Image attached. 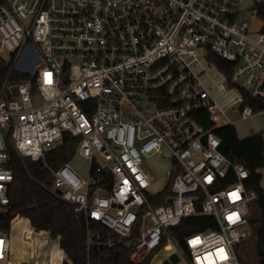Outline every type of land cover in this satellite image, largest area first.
I'll use <instances>...</instances> for the list:
<instances>
[{
	"label": "built area",
	"instance_id": "obj_1",
	"mask_svg": "<svg viewBox=\"0 0 264 264\" xmlns=\"http://www.w3.org/2000/svg\"><path fill=\"white\" fill-rule=\"evenodd\" d=\"M252 2L0 0V213L11 205L14 152L42 162L51 190L84 216L87 248L135 247L131 259L154 254L151 264L174 254L187 264H240L234 245L253 236L249 204L259 193L197 119L234 127L226 110L239 105L247 121L258 114L247 99L264 102V0ZM200 58L222 84L204 83ZM65 134L79 143L71 161L53 168L46 156ZM165 151L170 191L151 194L145 163ZM78 159L85 175L72 166ZM197 216L217 228L175 241L171 230ZM10 255L0 234V264Z\"/></svg>",
	"mask_w": 264,
	"mask_h": 264
},
{
	"label": "trees",
	"instance_id": "obj_2",
	"mask_svg": "<svg viewBox=\"0 0 264 264\" xmlns=\"http://www.w3.org/2000/svg\"><path fill=\"white\" fill-rule=\"evenodd\" d=\"M215 61L221 68L226 65L219 59ZM246 104L254 107L256 113L264 111V102L247 99ZM197 120L206 130L214 132L220 138V151L230 161L244 165L251 173L247 188L259 193L258 200L253 202L257 206V215L250 217L252 238L255 240V254L249 260L247 253L243 251V256L238 253V260L240 264H264V232H262L264 199H262L259 181L254 175L256 169L264 167V135L256 133L241 139L235 127L231 125L214 127L207 114L198 115ZM78 143V139L65 134L62 145L47 154V164L57 168L71 161ZM11 163L14 169V183L10 191L11 205L7 211L0 213V234L8 236L13 221L20 217L27 219L35 232H47L52 240H58L59 247L65 256L64 264H151L154 254L144 260L131 259L135 247L126 248L121 244H115L110 249L87 248L88 238L84 216L75 213L72 205L63 201L59 194L51 190L52 176L45 165L42 162L20 159L14 152ZM169 191L170 188L167 187L165 195L169 194ZM92 228L99 229L104 238L109 233L106 228L95 224ZM216 228L214 218L197 216L185 219L179 227L171 230V234L175 241L183 243L187 236ZM135 238L134 234L131 240ZM111 239L114 243L119 240L113 234Z\"/></svg>",
	"mask_w": 264,
	"mask_h": 264
},
{
	"label": "rangeland",
	"instance_id": "obj_3",
	"mask_svg": "<svg viewBox=\"0 0 264 264\" xmlns=\"http://www.w3.org/2000/svg\"><path fill=\"white\" fill-rule=\"evenodd\" d=\"M238 3L241 9H249L253 4L252 0H238ZM260 27L261 24L258 22L253 24L252 29L255 31L259 30ZM200 62L201 63L196 66L195 70L200 72L203 68L205 69L206 72L203 81L209 88H215L213 85L214 82L218 85L223 83L222 75L214 66H209L202 61V58H200ZM231 97H235V95L232 94ZM238 109L239 105H236L234 108L226 110V116L234 124L238 137L244 138L252 132L263 133L264 135V111L255 114V116L247 121H241ZM220 122H222V119ZM72 166L85 175L87 167L85 161L80 159L73 160ZM145 167L155 179L150 189L151 194L163 192L168 185V173L171 171L169 152L165 151L161 157L147 160ZM254 175L259 181L261 191L264 192V167L256 169ZM262 199H264V197ZM249 210L250 217L257 215L256 203L249 204ZM262 211L264 213V206H262ZM28 223V220L25 218H18L12 223L11 231L8 235L11 248L9 264H18L20 260H28L30 263L38 261L37 264L43 263L46 257L49 256V253L52 255L53 264H64L65 256L59 247L58 240H52L49 236H43V234H39L38 232L30 234L31 227ZM262 232H264V225L262 227ZM234 247L235 250L239 249L238 253H241V255L243 251H245V253H247V259L249 260L252 259L255 254V240L252 237L244 240L241 247L237 245H234ZM142 258L143 256L137 259ZM161 261L162 264H165L164 255H159L154 264H160ZM177 264H187V262L184 259H180Z\"/></svg>",
	"mask_w": 264,
	"mask_h": 264
},
{
	"label": "water",
	"instance_id": "obj_4",
	"mask_svg": "<svg viewBox=\"0 0 264 264\" xmlns=\"http://www.w3.org/2000/svg\"><path fill=\"white\" fill-rule=\"evenodd\" d=\"M179 262V257L174 254L169 257L168 260L165 261V264H177Z\"/></svg>",
	"mask_w": 264,
	"mask_h": 264
},
{
	"label": "crops",
	"instance_id": "obj_5",
	"mask_svg": "<svg viewBox=\"0 0 264 264\" xmlns=\"http://www.w3.org/2000/svg\"><path fill=\"white\" fill-rule=\"evenodd\" d=\"M254 134H256V133H253V132H252V133L248 134L246 137L251 136V135H254ZM246 137H244V138H246ZM241 139H243V138H241ZM261 195H263V197H264V192L261 191ZM263 197H262V198H263ZM18 218H20V217H17L16 219H18ZM16 219H15V220H16ZM21 219H22V218H21ZM15 220H14V221H15ZM14 221H13V222H14ZM28 222H29V221H28ZM28 224L30 225V222H29ZM30 227H31V225H30ZM48 255H49V257L51 258L52 262H54L51 253H49ZM24 261L29 262L28 260H20V261L18 262V264H19L20 262H24Z\"/></svg>",
	"mask_w": 264,
	"mask_h": 264
}]
</instances>
